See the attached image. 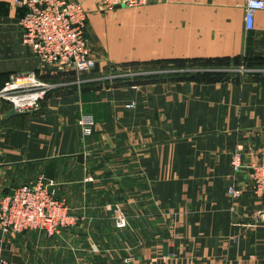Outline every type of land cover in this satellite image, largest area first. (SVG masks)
<instances>
[{
    "label": "crops",
    "instance_id": "obj_1",
    "mask_svg": "<svg viewBox=\"0 0 264 264\" xmlns=\"http://www.w3.org/2000/svg\"><path fill=\"white\" fill-rule=\"evenodd\" d=\"M80 1L90 8L93 0ZM244 3L148 0L92 12L91 50L139 60L147 78L90 82L42 65L22 41L24 8L0 0V85L10 72L28 70L56 83L35 110L12 111L0 98V196L43 175L79 214L102 195L104 177L114 176L102 173L114 165L103 156L123 149L126 201L138 200L144 215L151 203L159 225L153 237L142 234L150 230L147 221L130 227L141 241L131 235L126 250L135 257L126 264H264V221L251 216L261 198L250 188L248 168L233 175L230 166L236 147L244 164L264 152V7L245 29ZM171 59L195 65L165 62ZM82 114L94 120L89 134L77 124ZM230 183L244 187L236 199L226 193ZM64 229L51 235L0 229V257L13 264L122 263L117 254L92 250L101 245L96 241L74 244ZM58 235L65 243L53 240Z\"/></svg>",
    "mask_w": 264,
    "mask_h": 264
},
{
    "label": "built area",
    "instance_id": "obj_2",
    "mask_svg": "<svg viewBox=\"0 0 264 264\" xmlns=\"http://www.w3.org/2000/svg\"><path fill=\"white\" fill-rule=\"evenodd\" d=\"M100 7L134 8L148 0H96ZM17 7L24 8L19 25L22 41L29 45L42 65L54 66L59 71L73 70L77 75L90 73L97 63L87 38V11L80 0H12ZM264 7V0H245L244 27H253L255 11ZM81 78H76L80 82ZM56 83L41 78L33 70L14 71L0 87V98L9 102L15 111H30L39 107L46 93ZM130 106L132 103L129 104ZM83 134L91 133L94 120L89 114L77 119ZM233 175L246 167L249 170L250 188L261 198V205L251 214L252 218L264 221V152L259 159L244 164L240 147H236L230 158ZM244 190L242 184L230 183L226 193L236 199ZM113 224L117 229L128 226L124 211L115 204ZM81 218V217H80ZM79 220L70 212L64 199L57 195L56 182L43 175L22 182L11 193L0 196V229L3 233L20 232L26 229H43L48 235L59 232ZM92 250L98 251L96 244ZM134 255L128 254L124 261ZM0 264H13L0 257Z\"/></svg>",
    "mask_w": 264,
    "mask_h": 264
},
{
    "label": "rangeland",
    "instance_id": "obj_3",
    "mask_svg": "<svg viewBox=\"0 0 264 264\" xmlns=\"http://www.w3.org/2000/svg\"><path fill=\"white\" fill-rule=\"evenodd\" d=\"M10 2L12 3V0H10ZM86 11L88 15L87 34L90 36L91 23L89 19L91 13L92 12L106 13L109 11V8L100 7L97 1L93 0L92 4H90V8H86ZM91 52H93V56L97 59L98 70L92 73L81 74V77H84L86 81H90V82H93L95 80H108V81L128 80L129 81L135 79V77H138L137 79L147 78V75L143 74L142 71L143 66L141 64V61L139 60H135V59L120 60V61L111 60L108 56L103 55L101 52H97L94 46L92 47ZM175 65L177 66L178 64ZM194 65L195 63H190L188 61L185 66H194ZM167 73L169 75H178L176 72L173 71ZM179 74L183 76H188L189 73L188 71H183ZM102 156L101 157L91 156V161L95 159H101ZM103 159L106 162L109 161L114 162V165L108 166V168L103 169L102 173L103 174L111 173L114 176L104 177L105 178L103 179L104 185L102 186L103 189L101 190L102 195H99L100 197H97L95 200H91L89 206L82 207L81 213L79 214L74 213L79 216V220H77L76 223L72 224V226L70 225V227L69 226L63 227L65 228L63 231H66L65 234H63V236L68 235L67 239H69V241L73 242L76 245L78 244L81 245V243H83V241L86 240L96 241L97 243L101 244V245L99 244L100 245L98 250L99 252L110 251L113 254H117L122 257L121 264H126L128 262L124 261V255L128 253V251L130 252L128 254L134 255L131 251L132 249L126 250V246L129 244L128 241L131 235L134 237V239L138 238L141 241L139 233L132 232V230H130V227L133 228L134 226L133 224H137V223L140 224L142 221L144 222L147 221L150 223V230L142 234L144 236L147 235L153 237L154 235L158 234V231L155 229L156 227H159L158 218L155 215L156 212L151 203L147 204L148 207L145 206L146 215H144V212L141 208L142 207L141 203L138 200L131 201L132 203L126 201L125 191L123 189V186L126 183L125 173L127 171V169L125 168L126 165L124 163L126 161L124 150L114 149L113 151L106 153L103 156ZM94 169L95 168L93 167V164H91L90 167L91 176H94ZM96 170H99V168H96ZM59 198L63 199V196L60 195ZM74 198H77L76 194L74 195ZM64 201L67 202L66 200ZM93 203L94 204L98 203L99 207H92ZM115 204H117L120 207V209L125 212L127 216L128 226L126 228L117 229L113 224V218H114L113 209L115 208ZM95 209L98 210L100 213L98 214L95 213L97 215H91L90 213H92V211ZM86 225H88V229L84 227ZM46 238L49 239V237L42 236L40 237V240L45 241ZM50 239H53V237H50ZM53 240L59 242L62 241V244L65 243V240L62 239V237H60L59 235L55 237V239ZM117 246L119 247L117 248ZM111 247L112 248L114 247L117 250H113ZM66 250L69 256L73 254L72 253L73 251L71 249L69 250L66 249ZM75 253L81 254L83 252L81 249L80 250L75 249ZM128 254L126 256H128Z\"/></svg>",
    "mask_w": 264,
    "mask_h": 264
},
{
    "label": "trees",
    "instance_id": "obj_4",
    "mask_svg": "<svg viewBox=\"0 0 264 264\" xmlns=\"http://www.w3.org/2000/svg\"><path fill=\"white\" fill-rule=\"evenodd\" d=\"M165 62H176V63H178V65L184 66L186 64L187 60L186 59H171V60H167ZM6 77H8V74L6 75ZM3 83H4V81L2 82V85H3ZM0 87H1V85H0Z\"/></svg>",
    "mask_w": 264,
    "mask_h": 264
},
{
    "label": "water",
    "instance_id": "obj_5",
    "mask_svg": "<svg viewBox=\"0 0 264 264\" xmlns=\"http://www.w3.org/2000/svg\"><path fill=\"white\" fill-rule=\"evenodd\" d=\"M116 6H120V5H116ZM98 70V63L95 64L94 68L92 69V71H97ZM14 109H12L13 111ZM76 157H77V160L82 162L83 161V153L80 152V153H77L76 154Z\"/></svg>",
    "mask_w": 264,
    "mask_h": 264
}]
</instances>
